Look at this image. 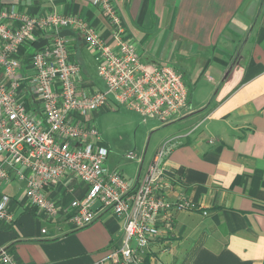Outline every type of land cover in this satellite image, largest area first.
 Returning a JSON list of instances; mask_svg holds the SVG:
<instances>
[{
	"label": "crops",
	"instance_id": "obj_1",
	"mask_svg": "<svg viewBox=\"0 0 264 264\" xmlns=\"http://www.w3.org/2000/svg\"><path fill=\"white\" fill-rule=\"evenodd\" d=\"M112 2L126 29L124 36L140 48L142 60L174 63L186 77L192 108L181 119L161 123L172 133L158 141L149 157L145 151L136 159L132 172L131 161L124 165L127 172L109 164L105 143L109 169L137 185L160 144L175 138L162 161L164 197L171 202L185 197L196 208L173 209L171 222L162 223L158 237L144 250V264H264V0ZM0 3L14 4L30 16L84 17L105 39L111 38V25L92 0ZM62 33L71 38L70 56L82 68L85 50L97 60L79 33ZM47 39L37 30L34 40L19 50L20 61L29 66ZM114 106L109 102L99 111ZM25 186L16 176L0 182V197H10L13 215L12 221L0 219V249L16 264H97L121 244L123 217L101 210L99 203L91 224L74 227L71 204L87 194L78 180L70 177L46 189L59 209L54 218L30 203Z\"/></svg>",
	"mask_w": 264,
	"mask_h": 264
},
{
	"label": "built area",
	"instance_id": "obj_2",
	"mask_svg": "<svg viewBox=\"0 0 264 264\" xmlns=\"http://www.w3.org/2000/svg\"><path fill=\"white\" fill-rule=\"evenodd\" d=\"M92 2L111 25L110 40L84 17L30 16L14 4L0 3V182L13 176L26 181L30 203L54 218L59 209L46 189L70 177L78 180L87 194L71 204L75 228L97 218L98 203L101 210L124 219L121 244L97 264H144V250L158 237L162 223L171 222L173 209L196 208L185 197L175 202L164 197L162 161L175 138L160 144L141 183L131 185L124 174L109 169V149L93 115L112 102L168 124L192 111L189 89L175 66L142 60L140 48L124 36L112 0ZM63 29L75 30L94 51L104 89L87 80L81 63L72 60L71 38ZM37 30L47 35L48 44L25 66L18 52L34 40ZM127 156L134 158L133 153ZM9 202L2 194L0 219L13 220ZM0 260L16 264L5 248L0 249Z\"/></svg>",
	"mask_w": 264,
	"mask_h": 264
},
{
	"label": "rangeland",
	"instance_id": "obj_3",
	"mask_svg": "<svg viewBox=\"0 0 264 264\" xmlns=\"http://www.w3.org/2000/svg\"><path fill=\"white\" fill-rule=\"evenodd\" d=\"M82 58L86 79L104 89L105 83L98 73V61L93 56V52L85 50ZM171 64L174 65V63ZM184 78L186 81L185 76ZM94 119L102 139L110 148L109 164L126 170L124 165L127 161H131L128 172H132L131 169L135 170L136 159L141 157L145 151L146 156L149 157L158 141L172 133L169 127L161 126L158 120L145 119L138 112L122 105L114 106L107 111H99ZM152 126L156 128L150 130ZM129 153H133L134 159L127 158Z\"/></svg>",
	"mask_w": 264,
	"mask_h": 264
}]
</instances>
